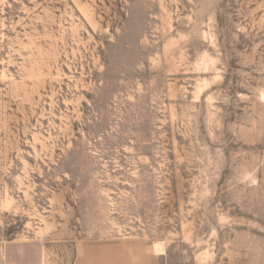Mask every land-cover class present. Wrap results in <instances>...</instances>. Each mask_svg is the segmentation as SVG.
Returning <instances> with one entry per match:
<instances>
[{
  "label": "rangeland",
  "instance_id": "1",
  "mask_svg": "<svg viewBox=\"0 0 264 264\" xmlns=\"http://www.w3.org/2000/svg\"><path fill=\"white\" fill-rule=\"evenodd\" d=\"M0 264H264V0H0Z\"/></svg>",
  "mask_w": 264,
  "mask_h": 264
}]
</instances>
